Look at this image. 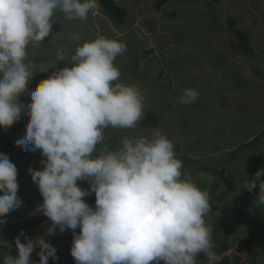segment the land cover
Returning <instances> with one entry per match:
<instances>
[{"label": "clouds", "instance_id": "9594fccd", "mask_svg": "<svg viewBox=\"0 0 264 264\" xmlns=\"http://www.w3.org/2000/svg\"><path fill=\"white\" fill-rule=\"evenodd\" d=\"M96 7L97 0H0V129H10L27 112L16 145L40 150L45 158L42 170L28 169L43 197L37 211L52 222L49 236L57 228L73 231L72 257L57 255L50 243L33 241L21 230L15 238L17 256L6 255L2 264H33L36 248L39 264H49L50 257L57 264L60 256L76 264H195L198 254H211L212 229L205 223L211 206L208 192L182 172L174 143L156 131L151 139L122 138L118 150L93 158L106 128H135L145 114L141 90L117 82L121 73L114 60L126 45L101 35L78 44L70 59L57 51L55 65L64 61L66 66L28 87L36 71L27 49L49 35L54 10L66 19L84 20ZM23 95L30 98L27 105L20 102ZM197 98L198 92L188 88L177 102L191 104ZM82 180L89 189L78 185ZM257 185L253 205L264 209V168L241 189L252 192ZM18 190L17 167L0 153V225L22 206ZM92 193L94 208L85 202Z\"/></svg>", "mask_w": 264, "mask_h": 264}, {"label": "rangeland", "instance_id": "374dc122", "mask_svg": "<svg viewBox=\"0 0 264 264\" xmlns=\"http://www.w3.org/2000/svg\"><path fill=\"white\" fill-rule=\"evenodd\" d=\"M157 1L116 0L119 6L123 9L126 8L125 10L128 12L126 25L120 28H115L108 17L101 14L100 10L102 9L99 0H97V7L84 20H69L64 17L62 12L54 10L53 25L49 35L44 38L43 43L38 44L35 48L30 45L27 49L28 60L34 62L36 71L28 85L29 88H32L42 80L47 79L54 71L66 66L64 61H58L55 65L57 51H62L70 59L78 44L82 45L84 42L93 41L101 35L126 45V51L114 60V65L121 73L120 80L117 82L135 85L141 90L144 97L143 111L145 114L135 128H106L104 130L105 139L102 144L97 145L93 158L100 155L104 150L109 152L118 150L121 147L122 138L125 137L133 140L141 137L151 139L154 133L159 131L171 141V133L173 132L177 135L182 133L183 139L185 136H189V132L194 131L193 133L197 135L199 123H213L223 115L224 109L221 105H215V92L222 90L225 86L229 87L233 77L236 81L232 82V86L242 89H256L264 84V81L260 79V74L263 73L261 72L262 69H256L252 64L246 67L251 59L245 55L237 54V40L233 33L234 30L245 31L250 36L257 59L263 58L262 55H258L260 52L258 50L260 47L264 48V0H169L160 10L155 7ZM232 18H236L237 21L233 28L229 25ZM206 26H209L210 29L203 30ZM208 30L219 37L217 44L206 42L205 39L202 40L201 32ZM73 34L78 35L80 39L78 41L72 40ZM149 48L152 49V52L147 56L143 55ZM232 54L234 57L236 56L235 60H233L234 58L231 60L235 64H231L230 60L227 64L225 60ZM188 88L198 92L196 102L191 104L178 103V99ZM259 97L263 98L261 94ZM29 99V96L23 95L20 102L27 105ZM249 100L252 101L251 98ZM244 102H234L238 110V115H234L236 120L240 119L239 115L243 114L240 113V110L245 109ZM250 104L252 103L250 102ZM27 120L28 114L25 111L10 129L6 131L0 129V153L6 154L17 167L18 197L22 200L20 208L8 213L11 216V221L7 223L14 220L21 221L24 218L31 219L34 214L39 212L35 202L43 201L38 186L32 181L28 169L42 170L43 165L40 161L45 158L41 156L40 150L29 152L16 145V141L25 132ZM186 124H188V129ZM225 124L229 126L228 122L222 123V126ZM237 137H241V139L248 137V130L242 128L235 135V138ZM261 139L262 137L257 142ZM220 147H223V143H220ZM250 147L252 146L245 148L244 151ZM9 148H12L13 151ZM176 153L179 155V152ZM241 153L237 156L239 157L238 161L237 157L232 159V154H230L231 157L226 162V170L230 169L226 185L236 177L234 170L240 169V179L246 175L244 172L241 174V171H246L252 163L250 154ZM231 160L235 163L233 167H229L233 163ZM187 162L190 163L186 164ZM191 162L186 161V159L184 161L186 166H183L182 170L186 168V173L195 170L208 172L209 169L215 168L207 166L205 170L194 169V166L190 165ZM218 176L221 175L218 174ZM218 176L215 181L210 182L208 179L201 178V173H199L197 182L194 181L193 183L197 187L200 183L201 186H209V188L214 189L215 186L222 185L221 178ZM77 183L81 188L89 187L87 181L82 180ZM225 189L227 190L228 187ZM90 195L93 196L91 199ZM90 195L85 197V202L92 206V201L95 204V194ZM247 198L248 194L242 195L240 193L238 199L228 201L220 194L218 197L219 205H217L221 208L227 206L231 209L236 203L235 208L239 207L240 209ZM87 199L91 201H87ZM212 201L213 199L209 200L210 206H213ZM30 212L35 213L32 215ZM225 220L230 221V218L221 212L205 217L206 225L212 229L211 238L221 234L224 223L220 224V222ZM48 221L50 220L48 219ZM40 225L41 223L35 222L31 225L32 228L27 230L32 232L34 229L40 228ZM234 226L238 228L239 223ZM43 227V232H47L46 226ZM9 228L12 230L14 226ZM15 230L21 229L16 228ZM75 231L79 233V229ZM69 232L73 231L69 229ZM69 232L62 236L63 243L66 241L72 243L73 235ZM24 234L29 238L33 237L25 232ZM21 238L22 241H25L23 237ZM45 242L55 247L58 254L66 252L70 254L68 251L70 247L61 245L60 236L56 234L53 235L52 241L45 240ZM9 246L14 248L13 244ZM34 252L37 254L39 248H36ZM202 254L205 257L208 255ZM236 258H239L243 264H255L256 259L254 254L248 252L244 255L228 256L229 264H236V260H234ZM53 261L55 260L50 257L49 263ZM204 261L198 258L196 264H206L207 261L206 263ZM213 264H218V262Z\"/></svg>", "mask_w": 264, "mask_h": 264}, {"label": "crops", "instance_id": "0c3cea01", "mask_svg": "<svg viewBox=\"0 0 264 264\" xmlns=\"http://www.w3.org/2000/svg\"><path fill=\"white\" fill-rule=\"evenodd\" d=\"M119 5V4H118ZM126 9V8H125ZM126 25V24H125ZM123 25V26H125ZM122 26V27H123ZM210 29L209 26H206L204 29ZM206 34V35H205ZM202 40H206V42L217 44L218 38L216 37V34H214L212 31H202L201 32ZM207 37V39H206ZM250 38V36H249ZM213 40V41H212ZM250 40V39H249ZM238 42V41H237ZM250 45L252 46V43L250 41ZM236 52L238 55H245L248 57L250 62L246 65L254 66V68L262 69L260 74V79L264 81V48L260 49L258 51V55H262L263 58L257 59L250 58L247 54L243 53L241 49L238 46V43H236ZM254 49V48H253ZM255 52V51H254ZM256 56V53H254ZM226 55V54H225ZM234 58V59H233ZM236 56L234 57V54L228 56L225 60V62L228 64L229 60L232 59L235 60ZM231 64H235L233 61H231ZM258 72V71H257ZM236 81L235 77L232 78V81L229 83V87H224L222 90H216L215 92V105L218 106L221 105V107L224 109L223 115L220 116L215 122L213 123H199V126H197V135H195L193 132H189V136H185L183 139L182 133L180 135L175 134L174 132L171 133V141L174 143V152L175 155L176 152H179V155H176V158L183 161H192L190 165L194 166V169H202L205 170L207 166L215 167V170L209 169L208 172H199L200 170H195L194 172H189V176L191 177L192 182L196 181L198 179L199 173H201V178L208 179L210 182H213L216 180L218 174L221 176H218L221 178L222 185H219L216 193L211 195V192L214 190L213 188H209V186H201L199 183V189L202 191H207L209 200L214 199L213 204H215L216 208H211V212L207 217L211 216V214H216L218 212H221L224 214V216H228L230 218V221H226V224L229 223L230 227L233 226V229L230 231V244L232 246L228 248L227 251H224L222 253L218 252L217 242H218V235L211 238L212 240V248H211V254L207 255L206 257L203 256L202 253L198 254L195 258V264L198 261V258L201 260H208L209 258H215L218 255L226 254L229 251H233V253L230 255L234 256L235 254H247L246 248H240L242 246V243L247 241L250 236L253 234L255 236V240L252 244L249 245L251 247V253L255 255V264H264V209L255 207L253 205V201L256 199L258 193H259V186L255 189H253L252 192H249L246 189H241L242 183L245 179H252L255 176V173L264 168V84L260 85V87H257L256 89H242L239 87L232 86V82ZM212 92L214 90H211ZM211 92V93H212ZM262 95L263 98H260L259 95ZM242 98V99H241ZM249 98L252 99V101L249 100ZM219 99V102H218ZM235 101H245V109L240 110V113H243L242 115H239L240 119H235V114L238 115V110L236 106L234 105ZM250 102L252 104H250ZM241 104V103H240ZM242 106V104H241ZM253 107V108H252ZM170 118V116H168ZM208 120V118H205ZM229 123V126H222V123ZM185 126L188 127V124ZM248 130V137L241 139V137L235 138V135L240 132L241 129ZM228 129V131H227ZM262 137L261 141L257 142L258 144L254 145V147H250L247 151L242 152L241 154H250V161L252 163L248 167V169L244 172L246 175L245 177H240L239 174V168L234 170L233 172L236 173V177L233 178V181L226 185L227 177L230 175V169L226 170V162L231 157L230 154H233L241 145L250 143L257 139L258 137ZM174 137V138H173ZM220 143H223V147H220ZM226 143V144H225ZM180 147V148H179ZM184 147V149H183ZM183 149V151H182ZM240 155V154H239ZM22 156V155H20ZM38 156V155H35ZM41 157V156H38ZM237 161L239 160V157L236 158ZM187 164V163H186ZM234 162L231 163L229 167L234 166ZM186 168L182 170V172H185ZM18 175V173H17ZM216 187V186H215ZM228 187L226 190L225 188ZM83 190L89 189V187H83ZM241 189V190H240ZM240 193L243 195L248 194V198L244 201V203L239 207L235 208L236 203L230 207H219L218 197L223 196L225 199L227 198L228 201L238 199L240 197ZM91 196V195H90ZM35 197V195H34ZM93 196L90 197V199ZM36 198V197H35ZM90 199H87L90 200ZM248 200V201H247ZM247 201V202H246ZM42 200L39 202H35L37 204L38 208L42 204ZM218 204V205H217ZM92 207H95L94 202L92 201ZM37 209V208H35ZM33 210V209H32ZM239 211V213H238ZM36 212V211H35ZM35 212H30L32 215ZM41 212H38L34 214L32 218L44 216L43 214H39ZM11 216L9 214L6 215L4 218V223L0 225V264H2L3 259L6 255H12L13 257L17 256V249L15 246V238L20 234L21 230H9L10 226L12 224L10 223H17L18 225L20 223H23L24 221H27L29 219L24 218L21 221H13L10 223H7L11 221ZM31 218V219H32ZM244 219V220H243ZM41 225L39 226L37 230L34 229L32 232L28 230H23L27 235H32L33 237L30 238L33 241L42 238L47 241H52L53 236H49L47 232H43L44 227L48 229L51 224L50 221H48L47 217L44 221L40 222ZM236 223H239V227L236 228L234 225ZM46 224V225H45ZM244 225V226H242ZM19 227V226H18ZM9 228V229H8ZM79 229V228H77ZM76 229V230H77ZM69 232V229L66 230L64 233H60L59 229L57 228L55 234L60 236V242L61 245H67V247H70L71 249L72 243L64 242L62 236ZM79 232V231H78ZM69 234L73 235V232H69ZM22 243H26V241H22ZM13 244L14 248H11L9 245ZM238 248V249H237ZM243 249V250H239ZM70 251V250H68ZM66 252V251H64ZM68 255H70L68 252H66ZM235 253V254H234ZM4 254V255H3ZM58 254V253H57ZM62 254V253H59ZM71 256V255H70ZM72 257V256H71ZM197 259V260H196ZM39 260V256L33 251L31 254V261L33 264H35ZM36 261V262H35ZM206 261H204L206 263ZM52 263H55L53 261ZM163 263V261H161Z\"/></svg>", "mask_w": 264, "mask_h": 264}, {"label": "trees", "instance_id": "16d2710c", "mask_svg": "<svg viewBox=\"0 0 264 264\" xmlns=\"http://www.w3.org/2000/svg\"><path fill=\"white\" fill-rule=\"evenodd\" d=\"M169 0H158L157 3L155 4V7L160 10L162 6H164ZM100 6H101V12L104 14V16L108 17V19L112 22V24L115 26V28H120L123 25L126 24L127 22V15L128 12L127 10L121 8L118 3L116 2V0H99ZM237 24L236 18H232L229 22V25L231 28H233L235 25ZM234 36L236 37V40L238 41V46L241 49V51L245 54H247L250 58H255V52L254 49L251 47L250 45V38L249 35L242 30H234L233 31ZM152 52V49L149 48L147 49L146 53H144L143 55L147 56L149 53ZM261 138L258 137L257 139H255L254 141L244 144L242 146H240L233 154H232V159H234L235 157L238 156L239 153L243 152L245 148L249 147V146H253L255 143H257V141ZM11 151H13L12 148H9ZM16 151V150H14ZM17 152V151H16ZM29 161V160H28ZM27 161V162H28ZM231 162H233L231 160ZM190 162H187V164H189ZM215 170V169H212ZM219 185H217L214 190L211 192V196L213 194L216 193V190L218 188ZM214 200V199H213ZM89 201V200H88ZM91 201V200H90ZM214 201H212L213 204ZM211 208H216L215 204H213V206H211ZM46 219V216H39V217H35L32 219H29L27 221H24L23 223H20L19 225L17 223H12V226H14V228L12 229H22V230H27V229H31V225L35 222H42ZM221 223H224V225H222V232L220 235H218L219 239L217 242V247L218 248V252L222 253L224 251H227L228 248H230L232 246V244H230V231L233 229V226L230 227L229 223L226 224L225 221H221ZM19 226V227H18ZM255 240V236L252 234L250 236V238L242 243V246H240V248H246V252H251V247H249L250 244H252ZM244 246V247H243ZM238 249V248H237ZM239 250H243V249H239ZM233 257V256H231ZM236 260V264H243L241 263V260H239V258L234 259ZM230 261L228 259V257L224 258L223 261L221 262V264H229ZM37 264H39V260L37 261ZM49 264H55V263H49Z\"/></svg>", "mask_w": 264, "mask_h": 264}, {"label": "built area", "instance_id": "2783aa9c", "mask_svg": "<svg viewBox=\"0 0 264 264\" xmlns=\"http://www.w3.org/2000/svg\"><path fill=\"white\" fill-rule=\"evenodd\" d=\"M233 253V251H229L227 253V255H231ZM235 254V253H234ZM226 254H221L216 256L215 258H209L207 260L206 264H213L214 262H218V264H221V262L223 261V259L225 258ZM57 264H76L75 260L71 257L68 256H60L59 257V261Z\"/></svg>", "mask_w": 264, "mask_h": 264}]
</instances>
